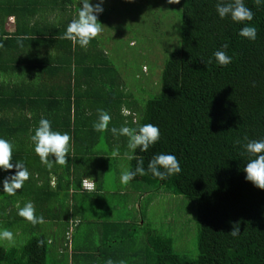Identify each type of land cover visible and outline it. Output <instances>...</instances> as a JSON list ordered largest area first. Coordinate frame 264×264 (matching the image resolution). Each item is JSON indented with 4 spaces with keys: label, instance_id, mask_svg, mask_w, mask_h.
<instances>
[{
    "label": "trees",
    "instance_id": "obj_1",
    "mask_svg": "<svg viewBox=\"0 0 264 264\" xmlns=\"http://www.w3.org/2000/svg\"><path fill=\"white\" fill-rule=\"evenodd\" d=\"M73 2L0 0V137L13 145L12 162H22L30 174L15 195L5 193L0 219L7 229H15L18 238L31 235L21 247L0 245V264H48L51 254L66 251L67 259L70 245L76 252L70 233L58 246L64 229L56 223L60 221L55 201L65 203L70 193H75V201L78 194H99L100 178L98 182L85 178L91 157L101 155L98 140L111 148L114 137L120 155L132 154L128 137L93 130L98 109L110 114L109 129L147 123L159 127L160 139L147 152L137 149L129 168L134 169L141 158L147 168L154 154L170 152L181 171L163 180L151 173L137 175L130 182L144 183L149 191L162 188L183 195L196 206L199 252L194 259L181 256L174 251L171 236L151 229L141 246L139 226L144 220L133 224L117 219L108 221L114 231L101 245L100 264L111 255L120 264H264V189L244 179L247 157L237 143L245 136L264 137V5L244 0L253 19L235 23L218 16L220 0H180L179 48L164 64L160 93L146 102L141 114L97 37L87 48L60 39L73 18L66 10ZM54 10V21H48ZM10 17H14L13 31L6 28ZM245 25L256 28L255 40L238 35ZM17 37H24L23 47ZM222 45L232 57L226 66L217 65L213 57ZM41 118L49 119L54 131L69 133L66 164L53 162L49 168L35 154L30 137ZM14 171H0L2 189L3 179ZM84 179L94 184L93 191L82 189ZM28 201L44 223L33 225L17 215V205L23 207ZM234 223L239 225L235 237L229 233Z\"/></svg>",
    "mask_w": 264,
    "mask_h": 264
},
{
    "label": "rangeland",
    "instance_id": "obj_2",
    "mask_svg": "<svg viewBox=\"0 0 264 264\" xmlns=\"http://www.w3.org/2000/svg\"><path fill=\"white\" fill-rule=\"evenodd\" d=\"M91 2L95 4L97 0ZM80 6V0H74L66 10L74 17ZM103 8L104 11L98 15V22L102 24V31L97 36L99 45L118 67L142 114L146 102L161 91V73L167 58L179 48L181 10L177 4H168L167 0H104ZM56 11L48 16V21H54ZM13 26L14 17H10L6 28L13 31ZM133 116L136 117V114ZM104 144L105 141H102V144L98 145L102 158L93 160L88 169L91 174L100 178L105 190V197L98 202L99 205L109 202L119 207L112 216L120 221L132 219L136 212L141 211L139 219L144 220V224L139 226L141 246L145 245L146 231L151 229L171 236L174 251L179 255L196 258L199 253L196 206L185 196L167 192L162 188L152 187L149 191L151 187L144 183L129 181L127 185L121 184L120 173L129 169L128 156L113 157L111 148ZM1 190L0 187V207L5 197ZM126 191H135L139 195L137 202L140 209L132 202L129 194L123 195ZM132 199H135V195ZM1 211L2 208L0 215ZM58 221L60 222L56 223L58 226L62 225V228L69 224L63 223L62 219ZM53 227L54 224L51 228ZM46 228L48 231L51 229L50 225ZM3 229L7 228L0 219V230ZM8 230L13 232L15 243L0 240V245L6 248L21 247L31 236L29 233H23L18 238L15 229ZM70 242L72 244V241ZM51 249L55 251V248ZM66 254L67 251L58 255L57 252L51 254L48 264H68Z\"/></svg>",
    "mask_w": 264,
    "mask_h": 264
},
{
    "label": "clouds",
    "instance_id": "obj_3",
    "mask_svg": "<svg viewBox=\"0 0 264 264\" xmlns=\"http://www.w3.org/2000/svg\"><path fill=\"white\" fill-rule=\"evenodd\" d=\"M104 0H97L94 4L91 0H80V7L77 9L76 15L67 24V27L60 39H66L72 42L74 46L79 45L81 48H87L90 42L96 38L102 31L101 23L98 22V15L104 11ZM180 0H167L168 4H178ZM256 6L264 5V0H253ZM216 12L221 19L226 16L235 23L243 21H251L253 12L245 6L244 0H220L216 4ZM238 35L248 40H255L257 30L252 25H245L238 31ZM24 37H17L20 47H23L22 40ZM227 45H222L221 49L213 53L215 62L219 66L228 65L232 57L226 53ZM211 62V59L208 61ZM127 115L125 111L123 113ZM111 116L103 109H98L97 120L93 123V130L96 132L111 131L114 135L119 134L128 137L127 148L132 153L128 155V159H134L135 152H147L150 146L154 145L160 139V131L157 125L152 123L141 124L136 127L122 126L119 129L112 127L109 129ZM34 144V152L39 156L40 161L52 167L53 162L59 165L66 164V154L69 152L71 137L67 132L54 131L51 121L47 118H41L38 126L34 130V134L30 137ZM242 148V155H246V164L243 167L245 173L244 179L253 184V186L264 189V137L260 139H249L247 136L243 141H237ZM111 155L117 157L120 155L119 150L115 149ZM54 157L50 160L49 157ZM13 145L11 141L0 137V171L8 172L15 169L13 173H9L2 181V192L8 195H15L17 190L22 189L23 184L29 179V172L24 164L20 161L12 162ZM181 171L180 163L177 157L170 152H161L154 154L144 167L143 159H137L134 169H125L120 173L119 180L123 185H127L137 175H145L151 173L160 179L179 173ZM52 186H55V180H52ZM83 190L93 191L94 184L88 179L81 182ZM17 215L33 225L44 223V217L35 215V209L31 201L24 204L23 207L17 205ZM230 235L233 237L239 233V225L233 224ZM0 240H7L10 244H14V234L11 230H0ZM107 264H113L109 259Z\"/></svg>",
    "mask_w": 264,
    "mask_h": 264
},
{
    "label": "crops",
    "instance_id": "obj_4",
    "mask_svg": "<svg viewBox=\"0 0 264 264\" xmlns=\"http://www.w3.org/2000/svg\"><path fill=\"white\" fill-rule=\"evenodd\" d=\"M7 25V23H6ZM14 27V26H13ZM12 27V28H13ZM103 137V136H102ZM102 139V138H101ZM102 142L103 140H98V142ZM118 141V138H117ZM111 149H115V138L113 137L111 140ZM88 157V155L86 156ZM92 159L99 160L101 155L92 156ZM90 166L85 167L86 170L89 169ZM87 173L86 171L82 170V174L85 175ZM89 177L93 181L98 182V179L94 174H91L88 172ZM53 180V179H52ZM96 182V184H97ZM101 182V181H100ZM99 182V183H100ZM56 185V184H55ZM101 186H99L101 189L99 194L90 195V197H86L84 195L78 194L75 196L76 201L73 197L75 193H70L68 196H66L65 203H61L59 200H56L55 203L57 205V213H55L58 216L59 220H64L65 222L69 223L68 226H64L63 235L61 236V240L59 241V248L62 247V244L67 241V237L65 233H72V236L74 235L75 243L74 247L76 249V253L73 252V249L69 248V257L66 259L68 261V264H100V249L101 245L103 244L105 237L112 235V232L114 231V228L108 224V221L117 220L115 219L112 214L117 210L119 207H111L109 209L106 204L99 205V201L102 200L105 197V190L100 183ZM123 194V192H121ZM126 194H129L130 199L132 202L137 205V207L140 209V205L137 202L138 194L135 191H126ZM123 194V195H124ZM135 195V199H132V197ZM124 200V199H123ZM65 204V206H64ZM60 205H63L62 207ZM141 211L136 212V215L132 216V219L125 220L128 222L140 223L143 224L142 219H139ZM55 224V223H54ZM96 238V239H95ZM106 248H103L102 250H105ZM73 252V254H72ZM108 252H105L103 254H107ZM72 254V256H71ZM110 259L113 261V264H120L118 261H116L115 257L113 255L110 256ZM107 260L102 261L101 264H107Z\"/></svg>",
    "mask_w": 264,
    "mask_h": 264
},
{
    "label": "bare ground",
    "instance_id": "obj_5",
    "mask_svg": "<svg viewBox=\"0 0 264 264\" xmlns=\"http://www.w3.org/2000/svg\"><path fill=\"white\" fill-rule=\"evenodd\" d=\"M75 163V162H74ZM68 164H69V162H68ZM70 165V164H69ZM65 198V197H64Z\"/></svg>",
    "mask_w": 264,
    "mask_h": 264
},
{
    "label": "built area",
    "instance_id": "obj_6",
    "mask_svg": "<svg viewBox=\"0 0 264 264\" xmlns=\"http://www.w3.org/2000/svg\"><path fill=\"white\" fill-rule=\"evenodd\" d=\"M91 183V182H90Z\"/></svg>",
    "mask_w": 264,
    "mask_h": 264
}]
</instances>
